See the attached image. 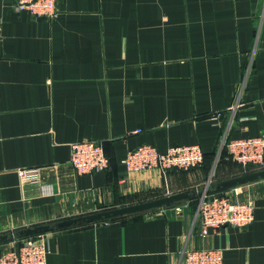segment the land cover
Masks as SVG:
<instances>
[{
	"label": "crops",
	"instance_id": "crops-1",
	"mask_svg": "<svg viewBox=\"0 0 264 264\" xmlns=\"http://www.w3.org/2000/svg\"><path fill=\"white\" fill-rule=\"evenodd\" d=\"M16 2L0 0V237L191 193L46 233L48 264H182L205 248L223 251V264H264V179L216 192L253 202L251 225L203 237L196 221L204 189L255 173L227 151L212 171L225 131L264 132V0H58L53 20ZM82 141L101 143L109 170L75 171L71 145ZM141 145H196L205 161L129 174L122 162ZM30 170L38 180L24 182Z\"/></svg>",
	"mask_w": 264,
	"mask_h": 264
},
{
	"label": "built area",
	"instance_id": "built-area-1",
	"mask_svg": "<svg viewBox=\"0 0 264 264\" xmlns=\"http://www.w3.org/2000/svg\"><path fill=\"white\" fill-rule=\"evenodd\" d=\"M14 10L28 12L36 19L53 20L60 14L58 0H17ZM0 21V40H1ZM221 114H218L220 116ZM227 151L228 157L241 165L244 173L264 170V132L256 137L231 138L229 131L223 134L217 159ZM205 155L199 146H175L166 153L150 145H141L130 150L122 162L126 172L144 173L157 170L164 176L172 170L189 171L203 165ZM70 164L79 174L107 171L111 161L101 143L82 141L71 145ZM24 182L37 181L34 170L21 171ZM239 193L204 194L200 197L196 221L200 234L207 237L211 231L221 228L239 229L251 225L255 220L253 202H240L233 196ZM50 254L48 236L45 234L16 239L0 250V264H48ZM224 254L216 249H192L183 253L182 264H223Z\"/></svg>",
	"mask_w": 264,
	"mask_h": 264
},
{
	"label": "water",
	"instance_id": "water-1",
	"mask_svg": "<svg viewBox=\"0 0 264 264\" xmlns=\"http://www.w3.org/2000/svg\"><path fill=\"white\" fill-rule=\"evenodd\" d=\"M264 179V170L260 172H256L251 175H247L238 179H234L228 182H224L218 185H214L209 187V189H204L201 195L204 194H213L216 192L232 189L241 185L249 184L255 181H259ZM193 194H181L173 197L163 198L156 200L154 202H150L147 204L119 209V210H112L102 213H97L93 215H87L83 217H78L71 220H66L58 223H52L42 226H36L29 229H25L22 231H18L14 234H9L0 237V243L11 242L16 239H23L27 237H33L37 235L46 234L53 231H59L64 229L82 227L86 225H95L105 221H118L121 219L128 218L130 216L148 213L156 211L160 208H167V207H174L178 203H182L185 200L189 199Z\"/></svg>",
	"mask_w": 264,
	"mask_h": 264
},
{
	"label": "rangeland",
	"instance_id": "rangeland-1",
	"mask_svg": "<svg viewBox=\"0 0 264 264\" xmlns=\"http://www.w3.org/2000/svg\"><path fill=\"white\" fill-rule=\"evenodd\" d=\"M218 160H220V158L219 159H216V162L218 161ZM215 162V163H216ZM220 164V162L218 163H216L215 164V167L213 168V171H212V173H216V168H217V165H219ZM257 172H260V171H257ZM256 173V172H255ZM108 210H103V209H100L99 207L97 208V210H94L92 213H89L88 215H93V214H97V213H102V212H107ZM85 216H87V215H85ZM83 217V216H82Z\"/></svg>",
	"mask_w": 264,
	"mask_h": 264
},
{
	"label": "trees",
	"instance_id": "trees-1",
	"mask_svg": "<svg viewBox=\"0 0 264 264\" xmlns=\"http://www.w3.org/2000/svg\"><path fill=\"white\" fill-rule=\"evenodd\" d=\"M224 153V152H223ZM223 153H222V156H223ZM205 161V160H204Z\"/></svg>",
	"mask_w": 264,
	"mask_h": 264
}]
</instances>
